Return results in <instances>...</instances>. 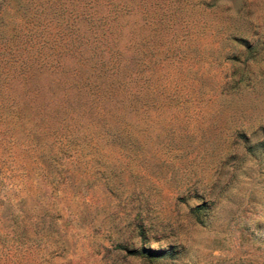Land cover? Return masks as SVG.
<instances>
[{
    "label": "rangeland",
    "instance_id": "1",
    "mask_svg": "<svg viewBox=\"0 0 264 264\" xmlns=\"http://www.w3.org/2000/svg\"><path fill=\"white\" fill-rule=\"evenodd\" d=\"M0 264H264V0H0Z\"/></svg>",
    "mask_w": 264,
    "mask_h": 264
},
{
    "label": "trees",
    "instance_id": "2",
    "mask_svg": "<svg viewBox=\"0 0 264 264\" xmlns=\"http://www.w3.org/2000/svg\"><path fill=\"white\" fill-rule=\"evenodd\" d=\"M82 49L78 51V54L79 60L83 63L67 67L63 84L69 88H76L80 92H91L101 87L102 79H106L108 85H113L109 78L119 73L120 67L117 61L112 62L110 53L100 51V54H97L94 47H90V52H87L86 47ZM96 55H99V58L92 60ZM112 68L113 72L109 74Z\"/></svg>",
    "mask_w": 264,
    "mask_h": 264
}]
</instances>
